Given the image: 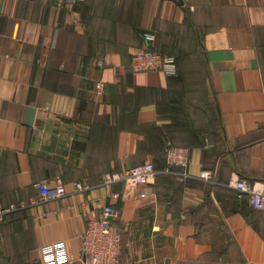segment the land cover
<instances>
[{"label":"crops","instance_id":"obj_1","mask_svg":"<svg viewBox=\"0 0 264 264\" xmlns=\"http://www.w3.org/2000/svg\"><path fill=\"white\" fill-rule=\"evenodd\" d=\"M147 30L177 77L130 69ZM169 145L189 150L187 177L163 172ZM146 161L149 184H99ZM231 177L264 184V0H0V205L24 204L0 222V264H42L55 241L79 264L85 213L105 202L120 264H237L229 245L264 264L262 214ZM40 179L67 194L39 201Z\"/></svg>","mask_w":264,"mask_h":264},{"label":"built area","instance_id":"obj_2","mask_svg":"<svg viewBox=\"0 0 264 264\" xmlns=\"http://www.w3.org/2000/svg\"><path fill=\"white\" fill-rule=\"evenodd\" d=\"M67 4H74L82 0H62ZM144 45L136 48L129 61L130 69L133 72L160 71L166 77H175L178 74L176 59L173 55L161 53L154 49L156 36L153 32L146 31L142 34ZM101 67L103 61L96 62ZM93 94L101 96L104 93L105 85L101 79L94 81ZM165 173H175L180 177H187V167L190 162L189 150L184 147L168 146L164 154ZM171 167L177 170H171ZM156 174L153 162L146 161L133 165L122 171L105 173L100 185L108 188L116 182H122L130 187H137L149 184ZM199 178L209 180L211 171H202ZM38 190L39 201L48 202L59 199L67 194L66 187L62 183L50 184L45 179H40L35 183ZM75 192L84 191L91 188L86 181H74L72 183ZM227 186L235 189L239 196L245 195L248 206L262 214V231L264 233V184L256 185L249 183L238 177H231ZM144 196V193H140ZM110 199L118 197L116 192L109 195ZM23 203L0 205V222H3L7 215L15 211L18 207H23ZM120 209L112 202H105L103 205L91 209L85 213L87 223L85 230L80 235L78 255L75 259L79 264H120V242L121 237L118 228L114 224V219L119 216ZM42 264H66L72 263L68 257L66 244L64 241H55L42 245L39 248Z\"/></svg>","mask_w":264,"mask_h":264},{"label":"rangeland","instance_id":"obj_3","mask_svg":"<svg viewBox=\"0 0 264 264\" xmlns=\"http://www.w3.org/2000/svg\"><path fill=\"white\" fill-rule=\"evenodd\" d=\"M224 253H226L227 257L230 258L231 260H233V258L236 259V261L234 263L239 264L240 263V259L238 257V255L233 251L232 246H228V249L226 248Z\"/></svg>","mask_w":264,"mask_h":264},{"label":"trees","instance_id":"obj_4","mask_svg":"<svg viewBox=\"0 0 264 264\" xmlns=\"http://www.w3.org/2000/svg\"><path fill=\"white\" fill-rule=\"evenodd\" d=\"M147 31H149V30H147ZM144 32H146V31H143L142 32V34L144 33ZM149 32H152V31H149ZM142 39H143V36H142ZM154 49L156 50V51H158L157 50V48H156V46H154ZM167 54H169V53H167ZM170 55H172V54H170ZM174 56V55H173ZM175 57V56H174ZM175 59H176V57H175ZM129 61H130V59H129ZM176 65H177V70H178V64H177V59H176ZM178 75V74H177ZM175 77H177V76H175ZM168 78H174V77H168ZM154 164V163H153ZM154 167H155V165H154ZM166 167V165H165V159H164V166H163V169ZM171 170H177L176 168H174V167H171ZM248 204V203H247ZM256 211V210H255Z\"/></svg>","mask_w":264,"mask_h":264}]
</instances>
